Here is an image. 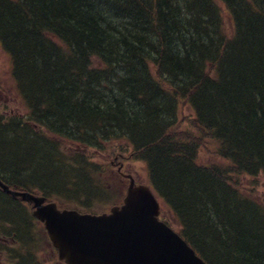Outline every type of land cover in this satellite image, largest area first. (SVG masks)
Returning <instances> with one entry per match:
<instances>
[{
	"label": "trees",
	"instance_id": "trees-1",
	"mask_svg": "<svg viewBox=\"0 0 264 264\" xmlns=\"http://www.w3.org/2000/svg\"><path fill=\"white\" fill-rule=\"evenodd\" d=\"M184 7L193 17L187 23L175 0H0V41L29 108L25 118L1 115L0 131L34 118L48 128L30 129L39 139L69 142H55L43 161L0 133V171L14 188L49 199L72 195L91 212L88 206L115 188L105 179L113 168L91 161L87 150L111 156L125 152L110 151L112 141L126 142L206 262L263 264L264 253L250 241L252 230L264 232V204L239 178L264 175V0H187ZM226 12L232 28L218 27ZM123 19L128 30L116 24ZM180 106L196 116L200 135L169 133L180 127ZM49 112L63 114L65 123L47 125ZM205 137L232 171L197 165ZM37 157L36 171L48 174L21 178L19 164L35 166Z\"/></svg>",
	"mask_w": 264,
	"mask_h": 264
},
{
	"label": "water",
	"instance_id": "water-1",
	"mask_svg": "<svg viewBox=\"0 0 264 264\" xmlns=\"http://www.w3.org/2000/svg\"><path fill=\"white\" fill-rule=\"evenodd\" d=\"M130 179L120 205L104 213L60 209L55 201L29 190L2 189L32 202L34 215L46 223L59 256L67 264H208L191 244L159 218L161 206L151 187Z\"/></svg>",
	"mask_w": 264,
	"mask_h": 264
},
{
	"label": "rangeland",
	"instance_id": "rangeland-1",
	"mask_svg": "<svg viewBox=\"0 0 264 264\" xmlns=\"http://www.w3.org/2000/svg\"><path fill=\"white\" fill-rule=\"evenodd\" d=\"M224 19L226 21V26L228 28L232 27V19L228 12L224 13ZM3 44L0 41V116L1 115H8V116H22V118L27 117L29 108L26 107L25 103L22 102L18 95V87L16 86L15 79L12 75V61L11 57L7 52L3 49ZM187 112H189L187 110ZM190 123V122H189ZM191 124V123H190ZM190 124L185 122V127H190L192 130L193 135H200V132L198 129L193 128ZM202 136V134H201ZM205 144L203 145L202 140V148L199 150L198 158H200V161L203 163H214L219 162V160L215 156V146L211 140L208 139V137H205ZM68 146V145H66ZM129 150L132 151L131 148ZM89 152V157L91 161L98 162L102 164H107L110 168H113L112 175H106L105 179L109 182V184L112 186V188H115V191L112 190L114 194H111V196H103L100 199H97L96 201L92 202L87 208L89 211L94 213H100V212H108L110 210V207L113 205H119L123 199L124 195L126 193L127 188L129 187V178H125L123 176H118V166L122 163V171L124 173L132 174L135 182L137 184H148L149 185V172L147 169V164L144 161L135 160L134 158H129V153H116L113 155H109V153L102 154L99 151L90 149L87 150ZM8 158V155L6 156ZM9 161V160H8ZM42 162L40 159H36V165L32 166L31 163H26L24 165L19 164V166L22 167V171L20 173L21 177L26 176H35L40 174H48L49 171L45 172L47 170L44 167L39 168L37 170V165ZM115 163V164H113ZM12 169H15L16 164L12 165ZM117 172V173H116ZM0 173H2L0 171ZM109 173V172H108ZM53 178V177H51ZM125 179V180H124ZM51 179L47 178L45 179L46 182H49ZM57 178L54 179V182H57ZM240 180V188L243 191L250 192L254 195L256 199H258L259 202H262L264 204V175L259 174L256 175V177L247 175L239 178ZM37 194H43L41 192H35ZM98 195V194H96ZM100 196V195H98ZM97 196V197H98ZM49 199V198H48ZM51 200L56 201L59 206H65L68 208V205H70L69 208L74 209L75 207L79 210L86 211V209H82L83 203L79 198H76L72 195L67 194H60L58 192L52 193ZM159 203L161 206V218L166 222L169 223V225L178 231L180 229V222L175 217L174 213L172 212V209L169 208V206H165L162 199L158 197ZM74 202H80L79 205H75V207H72V204ZM19 205L14 204L13 202L5 195L0 193V223L5 222H16L20 224L24 231L36 233L40 236L38 243H43V240L41 239L44 237V231H46V228L43 223L39 222L36 217L33 216V207L30 203H17ZM15 210V213H10V211ZM17 211V212H16ZM23 212H29L28 215H21ZM7 219V221H4V219ZM25 223H29V228L25 227ZM3 229H5L7 232H3ZM2 231V232H1ZM11 233L8 224H0V235H11ZM12 236V235H11ZM260 236L263 237V232L260 233ZM208 240V239H207ZM209 244L211 245L210 239L208 240ZM226 251V250H225ZM224 253V251H223ZM234 253L235 258H241L244 255L239 252H232ZM0 264H13V262L8 258L6 259L5 254L3 255V258H0Z\"/></svg>",
	"mask_w": 264,
	"mask_h": 264
},
{
	"label": "bare ground",
	"instance_id": "bare-ground-1",
	"mask_svg": "<svg viewBox=\"0 0 264 264\" xmlns=\"http://www.w3.org/2000/svg\"><path fill=\"white\" fill-rule=\"evenodd\" d=\"M176 1V5H179V6H181L182 8H181V19L183 20V21H185V23H187V21L189 22L190 20H192V15H191V13H189L188 12V10H186V8L184 7L185 6V4H186V2H187V0H175ZM218 1V0H217ZM220 5H221V3H220ZM184 7V8H183ZM126 20H119L116 24H125V26H126V28H127V30L129 29V27H128V24H126ZM110 24H111V21L109 22ZM234 23V22H233ZM233 23H232V26H233ZM118 26H120V25H118ZM220 26V28H225V26H226V24H225V22H224V24H222V23H220L219 25H218V27ZM232 28V27H231ZM209 31H211L212 32V29H210ZM214 32V31H213ZM190 33V32H189ZM189 33H186V34H189ZM185 79H187V81L190 83V82H195V80H196V78H194L193 76H191V75H185ZM16 86H17V83H16ZM18 87V86H17ZM177 100H178V102H180V104H184V103H186V102H188L187 100V98L184 96V97H182V96H178L177 97ZM187 110L188 109H182V107L180 106V111H179V113H180V116H179V119H178V121H179V125H180V127H178L177 125L175 126V129L174 130H171V132H169L170 134H173L174 133V135H176V136H180V137H183L184 135H193V133H192V130H191V128L190 127H185L184 128V124H185V122H187L188 124H190L193 128H195V129H197L198 128V124L196 123V116L195 115H193V113H191V111L190 110H188L189 112H187ZM24 120H26V119H24ZM65 121H66V118H65V116L63 115V114H60L59 112L57 113V112H54V113H51V112H49L48 114H47V125H50V126H57V127H59L60 125H63V123H65ZM16 121H13V122H9L6 126H3V128L1 129V131H0V133H3L5 136L7 135V136H9V137H13L12 139H13V141H14V143H15V145H14V147L16 148V149H19V150H21L22 152H24V153H27V154H33V153H35V154H37V153H39V154H41L42 155V159H43V161H48L49 160V156H50V154L48 155V154H46V152L45 151H48L49 149H55V147H56V143L55 142H57L59 145H62V146H64V145H69V142L68 141H66L65 139H63V138H56L57 140H55V142L53 141V143H51V142H45V141H42L41 139H39L38 138V136H37V134H38V132H36V133H34L33 131H31L30 129H33V130H35V131H48L47 129V126L43 123V122H41V121H39L38 119H34V118H32V119H28V121H26V122H24L23 124H22V126L21 125H16V126H13V124L15 123ZM190 122V123H189ZM29 128V129H28ZM121 139V138H120ZM60 142H61V144H60ZM201 144H202V141H201ZM129 148H131L132 149V147H131V145H129V146H127V143L126 142H121V141H116V140H114V141H112L111 142V144H110V146H109V150L110 151H114V152H117V151H119V149L121 150V149H125V152H124V154H126V153H129V151H130V153H129V158H134L135 160H139V161H141V159L140 158H138V156L135 154V152H134V150L132 149V151L131 150H129ZM215 156H216V158L219 160V162L217 163V162H214V163H203V162H201L200 161V158H197L198 160H197V165L199 164V165H201V166H205V167H210V166H214V165H216V166H219V167H223V168H225V169H227V170H230V171H232L233 169H234V167H235V165L233 164H231L227 159H225V158H223V157H220L219 156V154L217 153V151H215ZM18 160V159H17ZM143 161V160H142ZM145 162V161H144ZM122 163L120 164V166H118V171L120 172V173H122L123 174V176L125 177V178H128L126 175H130V174H128V173H124L123 171H122ZM260 174H262V173H260ZM132 175V174H131ZM259 175V174H258ZM133 176V175H132ZM21 177V176H20ZM21 178H23V179H26L25 177H21ZM27 179H29V178H27ZM0 180L2 181V184H8L12 189H14V190H16V189H18V190H25V189H19V188H14V187H12L11 185L13 184V178H12V176L11 175H9V174H6V173H0ZM22 180V179H21ZM130 180V179H129ZM23 181V180H22ZM130 183V182H129ZM137 184V183H136ZM234 184L235 185H238V183H237V181H235L234 180ZM148 185V184H147ZM150 186V185H149ZM151 187V186H150ZM128 189V188H127ZM152 189V191H153V193H154V195H155V190H153V188H151ZM28 190V189H27ZM26 190V191H27ZM30 191V190H29ZM32 192V191H31ZM0 193H2V194H5L12 202H13V205L14 204H16V205H19V204H17L18 202L19 203H25V204H28V203H30L31 205H32V207H33V211H34V209H35V207H34V205H33V203L32 202H26V201H22V200H20L19 198H13V196L12 195H10L9 193H7V192H5L3 189H2V186L0 185ZM32 193H34V194H36V195H39V194H37V193H35V192H32ZM126 193H127V190H126ZM41 195H43V194H41ZM157 196V195H156ZM46 197V196H45ZM157 198H158V196H157ZM46 199H48L47 197H46ZM159 200V199H158ZM51 201H53V200H51V199H48V202H51ZM56 202V201H55ZM57 203V202H56ZM17 212V211H16ZM10 213H15V210H12V211H10ZM29 214V212H23V213H21V215L23 216V215H28ZM33 216L34 217H36L35 215H34V212H33ZM37 218V217H36ZM37 220L38 221H41V222H43L44 223V221H42L41 219L39 220L38 218H37ZM4 221H7V219L5 218L4 219ZM169 224V223H168ZM25 225V227L26 228H28L27 227V223H25L24 224ZM45 225H46V223H45ZM170 226V225H169ZM9 227H10V229L11 230H13V231H18V232H20V233H23V234H28L29 232H26V231H24V228L20 225V224H18V223H16V222H9ZM171 227V226H170ZM45 228H46V226H45ZM172 228V227H171ZM46 230H47V228H46ZM253 231V233H252V237H254V239H252V241H250V242H253V244H254V246H255V248H257V250L260 252V253H264V236L263 237H261L260 236V233H262L263 231H256V230H252ZM47 232H48V230H47ZM179 232V231H178ZM180 233V232H179ZM49 234V233H48ZM181 234V233H180ZM182 235V234H181ZM263 235H264V232H263ZM183 236V235H182ZM51 237V236H50ZM185 240H186V238H184ZM263 239V240H262ZM188 241V240H187ZM189 244H191V243H189ZM194 248V247H193ZM195 249V248H194ZM199 256L201 257V258H203L204 259V256L203 255H201V254H199ZM263 262V264H264V261H262ZM209 264V263H208Z\"/></svg>",
	"mask_w": 264,
	"mask_h": 264
},
{
	"label": "flooded vegetation",
	"instance_id": "flooded-vegetation-1",
	"mask_svg": "<svg viewBox=\"0 0 264 264\" xmlns=\"http://www.w3.org/2000/svg\"><path fill=\"white\" fill-rule=\"evenodd\" d=\"M0 224H8L9 227V222ZM43 224L46 226L45 223ZM27 227H30L29 223ZM10 231L9 234L12 236L0 235V258L5 254L6 259L9 258L13 264H67L60 258L59 250L47 230L44 231L41 244L38 243L40 236L36 233L29 231L28 234H23L11 229ZM3 232L7 231L3 229Z\"/></svg>",
	"mask_w": 264,
	"mask_h": 264
}]
</instances>
